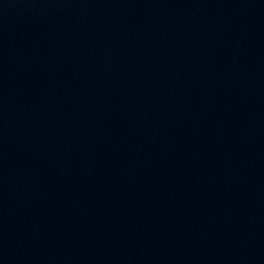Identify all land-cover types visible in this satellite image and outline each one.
I'll return each mask as SVG.
<instances>
[{"label":"water","instance_id":"95a60500","mask_svg":"<svg viewBox=\"0 0 264 264\" xmlns=\"http://www.w3.org/2000/svg\"><path fill=\"white\" fill-rule=\"evenodd\" d=\"M0 264H264V0H0Z\"/></svg>","mask_w":264,"mask_h":264}]
</instances>
